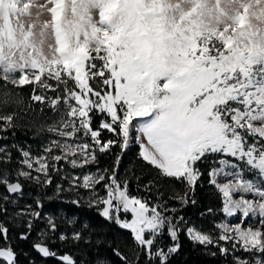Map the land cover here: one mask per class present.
<instances>
[{
	"label": "snow or ice",
	"instance_id": "obj_1",
	"mask_svg": "<svg viewBox=\"0 0 264 264\" xmlns=\"http://www.w3.org/2000/svg\"><path fill=\"white\" fill-rule=\"evenodd\" d=\"M0 87L4 104L27 89L29 109L52 113L34 152L0 111V264H114L92 224L45 212L53 200L126 232L130 246L108 244L120 264H171L182 237L264 264V0H0ZM133 146L155 172L131 173L135 192L120 172ZM205 164L222 207L200 216L224 217L209 228L181 214Z\"/></svg>",
	"mask_w": 264,
	"mask_h": 264
},
{
	"label": "trees",
	"instance_id": "obj_2",
	"mask_svg": "<svg viewBox=\"0 0 264 264\" xmlns=\"http://www.w3.org/2000/svg\"><path fill=\"white\" fill-rule=\"evenodd\" d=\"M4 92L5 89L0 87V103L4 101ZM22 102H17V101ZM27 94L22 93L20 96H16L13 93L7 105H10L11 109L17 113L18 119L17 124L19 127L15 130V140L21 144H32L34 140L39 137L37 135V128L41 125V121L39 118V114L37 112H32L31 109L26 108L28 105ZM25 113V116H21V114ZM11 135V133L9 134ZM138 148L133 146L124 156L120 172L124 175L125 172H129L131 182H132V190L135 192L136 180L135 176L131 175V173H135V175L143 174V182H146L147 179L155 176V172H152L148 169L144 168V165L137 157ZM105 159V158H101ZM108 160H102L101 162L109 164L111 162L110 158ZM207 169L208 165H202V170L205 172L204 179L201 181V186L196 189L195 199L197 200V204L195 206L189 205L184 208L182 211V215L189 218L192 222H195L197 225H203L205 228H209L212 225L213 219L219 221L222 219L223 214L219 211L216 212L215 217L212 215H206L203 218L200 216V213L206 212L208 208H213L219 210L222 207V200L220 194L216 191V189L210 186L207 183ZM164 184V190L167 194H170L171 188H174L177 191H181L183 186L180 184L172 183L169 181H161ZM171 185V188L169 187ZM33 196V195H32ZM31 196V197H32ZM31 201V199H30ZM170 204L174 203L173 201L169 202ZM47 205V206H46ZM50 202H45V207H49ZM73 212L74 216L80 217L82 221L86 220L90 224L93 225L96 230L97 235L100 240L104 243L100 246L99 251L103 255H108L113 260L114 264H120L119 260L111 256L110 250L108 248V244L110 242L120 243L123 245H131L132 241L128 234L121 229H119L115 224H109L105 220H103L94 209H87L86 207H80L75 209L70 208ZM69 210V207L63 209ZM35 236V233H33ZM164 241L167 243V236H164ZM183 247L179 255L175 256L171 264H226L223 258L220 256L212 257L207 254L206 249L203 247L196 245L193 246L186 238L182 237ZM19 249H23L25 251H30V245L26 242H20L18 244ZM214 251V249H212ZM63 251H73L70 248H65ZM37 260V264H54L53 261L43 262L40 260L39 256H36L34 252L31 253ZM21 259L23 257L21 256Z\"/></svg>",
	"mask_w": 264,
	"mask_h": 264
},
{
	"label": "rangeland",
	"instance_id": "obj_3",
	"mask_svg": "<svg viewBox=\"0 0 264 264\" xmlns=\"http://www.w3.org/2000/svg\"><path fill=\"white\" fill-rule=\"evenodd\" d=\"M35 2L36 3H39V2H41V0H35ZM13 93H15L14 91L12 92V94ZM22 93H24L25 95L27 94V98H29V91L26 89V90H24L23 92H21L20 94H19V96L20 95H22ZM15 95L17 96V94L15 93ZM28 102H29V100H28ZM27 102V103H28ZM26 105V108H28V105L27 104H25ZM0 111H4V112H14L12 109H11V107H10V105H7V104H4V103H0ZM32 112H37L38 114H39V118H40V121H41V125L42 124H46V123H50L51 122V118H52V113L50 112V111H48L47 109L45 110V112L44 113H41L40 112V110H39V108H36L35 110H32ZM21 116H25V113H23V114H21ZM37 135H39V137H37V139L36 140H34L33 142H32V144H27V145H30L31 146V148H32V150L34 151V152H36V151H38L39 150V147H40V145L42 144V143H45V142H47V139H48V133H46V132H43V133H39V134H37ZM102 160H108L107 158H105V159H102ZM101 160V161H102ZM106 165V163H103V162H101V167H103V166H105ZM77 171H79V170H77ZM121 175H123L122 173H121ZM221 183H224L225 181L223 180V179H221V181H220ZM30 194V195H29ZM37 194V189H36V187L35 186H29V185H25V197H24V200H22L21 201V205H23L24 203H31V201H30V199H31V196L33 195V196H35ZM47 194L48 195H51L52 194V191H51V189H49L48 190V192H47ZM45 202H48V201H45ZM47 206V205H46ZM66 207H69V210H63L64 208H66ZM70 208H73V209H75V206H72L71 204H69V203H64V204H61V203H59V202H57V201H55V200H53L52 202H50V205H49V207H45V212H61V213H67V214H69V215H73V212L74 211H72ZM87 208V207H86ZM87 209H89V208H87ZM94 211H96L95 209H94ZM74 216V215H73ZM224 217H222V219H223ZM221 219V220H222ZM236 219H238V218H234L231 222H236ZM168 242V241H167Z\"/></svg>",
	"mask_w": 264,
	"mask_h": 264
}]
</instances>
